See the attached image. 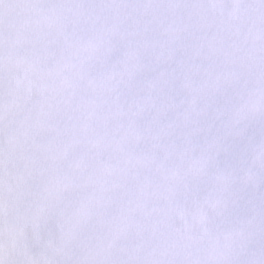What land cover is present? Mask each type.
Wrapping results in <instances>:
<instances>
[{
	"label": "snow or ice",
	"instance_id": "6c2138e0",
	"mask_svg": "<svg viewBox=\"0 0 264 264\" xmlns=\"http://www.w3.org/2000/svg\"><path fill=\"white\" fill-rule=\"evenodd\" d=\"M0 264H264V0H0Z\"/></svg>",
	"mask_w": 264,
	"mask_h": 264
}]
</instances>
